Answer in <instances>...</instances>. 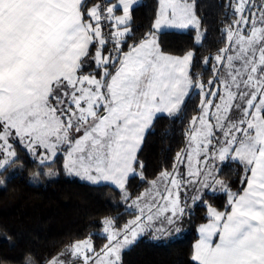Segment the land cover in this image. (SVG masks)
<instances>
[{"label": "snow or ice", "instance_id": "6c2138e0", "mask_svg": "<svg viewBox=\"0 0 264 264\" xmlns=\"http://www.w3.org/2000/svg\"><path fill=\"white\" fill-rule=\"evenodd\" d=\"M136 3L0 0V168L16 156L10 141L19 139L41 163L66 148L70 175L92 184L109 182L125 201L131 199V178L150 185L132 199L130 207L140 213L134 220L120 229L114 218L103 220L108 241L103 248L96 251L86 238L48 264H121L122 249L154 219L173 225L182 217L180 189L188 186L195 188L193 203L202 190L218 186L230 208H207L211 222L200 228L193 260L264 264V0H229L225 46L203 59L205 65L212 61L206 84L190 74L193 51L165 54L152 31L123 51ZM162 25L195 27V41H202L200 20L188 0H159L153 27ZM89 60L96 70L85 73ZM193 88L201 101L186 129L187 148L177 152L171 172L165 168L148 181L137 157L145 132L158 114L179 116ZM185 156L187 179L179 171ZM233 163L243 166L241 192L230 191L219 175ZM25 264L35 262L27 257Z\"/></svg>", "mask_w": 264, "mask_h": 264}, {"label": "trees", "instance_id": "16d2710c", "mask_svg": "<svg viewBox=\"0 0 264 264\" xmlns=\"http://www.w3.org/2000/svg\"><path fill=\"white\" fill-rule=\"evenodd\" d=\"M115 2V0H113ZM200 20L203 38L195 41L197 29L164 30L158 33L161 50L182 56L194 52L190 74L205 82L212 76V61L203 59L215 55L225 46L222 33L224 23L231 21L229 0H190ZM159 11V0H141L132 9L130 33L122 45L123 51L139 42L148 32H154V21ZM118 13L120 11H117ZM95 47L90 48V53ZM91 61V60H90ZM92 62V61H91ZM93 63V62H92ZM95 65L85 72L95 71ZM114 71V69H110ZM201 101L199 89L193 88L184 110L177 117L160 114L149 128L137 153L143 162L148 181L167 169L172 171L177 152L187 147L186 129L197 116ZM17 157L0 173V264H25L31 257L35 264H47L67 246L92 235L100 248L106 237L99 234L105 218H114L122 227L135 211L126 208L121 191L110 183L92 184L70 176L65 167L66 148L49 162H40L20 142L15 143ZM52 172L54 175H47ZM233 192H241L243 166L225 164L219 173ZM148 183L131 178L127 189L131 198L140 195ZM225 192H205L192 210L183 216L184 235L169 242H156L147 237L138 239L121 253V264H198L193 260L198 227L207 222V208L229 211Z\"/></svg>", "mask_w": 264, "mask_h": 264}, {"label": "rangeland", "instance_id": "374dc122", "mask_svg": "<svg viewBox=\"0 0 264 264\" xmlns=\"http://www.w3.org/2000/svg\"><path fill=\"white\" fill-rule=\"evenodd\" d=\"M256 2L257 3H259V0H256ZM189 3H193L192 1H190ZM194 4V3H193ZM116 15H118V12H117V14ZM162 26H164V25H162ZM170 28H172V27H170ZM175 29H178V28H175ZM178 30H182V29H178ZM154 31H155V28H154ZM199 31L202 33V38H203V32H202V30H201V28H199ZM123 48V47H122ZM93 65V63L89 60V66L88 67H91ZM95 65V64H94ZM87 67V68H88ZM11 143H12V150L16 153V156L15 157H12V158H10V161H9V164L8 165H6L5 166V168H0V173H2L5 169H6V167L7 166H9L13 161H14V159L17 157V152H16V149H15V143L16 142H20L18 139H13V140H11L10 141ZM21 143V142H20ZM22 144V143H21ZM23 145V144H22ZM24 146V145H23ZM25 147V146H24ZM187 148V147H186ZM61 149H63V148H61ZM41 150V149H40ZM64 152H65V150H64ZM40 153H44V151L42 150ZM39 157V156H38ZM54 158H50V159H48L47 161H45V162H49V161H52ZM201 167H203V165H201ZM179 171H180V173L181 174H183L184 175V178L185 179H187V171H188V165H187V159H186V156L184 157V162L182 163V164H180L179 165ZM169 172H171V171H169ZM68 173V172H67ZM69 174V173H68ZM70 175V174H69ZM70 176H75V175H70ZM76 177H78V176H76ZM80 178V177H79ZM221 178V177H220ZM81 179V178H80ZM222 179V178H221ZM83 180V179H82ZM224 180V179H223ZM84 181H87V180H84ZM87 182H89V181H87ZM226 182V181H225ZM3 183H4V181L2 180V181H0V187L3 185ZM167 183V181H163V182H160V185H159V191L160 192H163V189H164V184H166ZM227 183V182H226ZM150 187V185L149 186H147V188H145V190L146 189H148ZM198 187V186H197ZM230 189V188H229ZM145 190L142 192V193H144L145 192ZM194 191H195V188L193 187V186H188L187 188H184V187H182L181 189H180V201H181V206H183L184 208H185V211H184V213H183V215H182V217L179 219V220H177L176 221V223L175 224H173V225H169L166 221H163V217H160L159 219H154L152 222H151V227H149V228H147L145 231H143L142 233H140V234H138V236L136 237V239L130 244V245H127L126 247L128 248V247H130V246H132L138 239H140V238H143V237H147V238H149V239H151V240H153V241H156V242H159V241H162V242H169V241H171V240H174V239H176V238H179V237H182L183 235H184V229H183V216L187 213V212H189L190 210H192V208L194 207V205L199 201V200H197L195 203H193V200H192V196H193V194H194ZM223 192V191H221V190H219V187L217 186V190L216 191H212L211 189H204V190H202V195L205 193V192ZM230 191H232L231 189H230ZM233 192V191H232ZM141 193V194H142ZM140 194V195H141ZM140 195H138V196H140ZM138 196H135V197H133V198H131V199H129L128 201H127V203H126V208L127 209H129V210H132V211H135V215L132 217V218H130L129 220H128V222L129 221H131V220H134L135 219V217L137 216V215H139L140 213H139V211H138V209H136V208H134V207H130V205L132 204V199H135L136 197H138ZM156 199H157V201L159 202V203H163V201H160L159 200V197H156ZM185 201H186V204H185ZM143 206V205H142ZM212 207V206H211ZM212 208H214V207H212ZM214 209H216V208H214ZM217 210V209H216ZM219 211V210H218ZM221 212H224V211H221ZM147 215V210H145V216ZM165 215H170V213H166ZM163 221V222H162ZM114 222H115V227L117 228V229H120V228H123V226L124 225H126L128 222H126L122 227H118L117 225H116V221L114 220ZM178 229V230H177ZM99 234H101V235H103V236H105L106 237V234L103 232V227H102V229L100 230V232H99ZM90 239L91 240V243L93 244V246H94V248H95V250L96 251H99L101 248H103V246L108 242L107 241V239L105 240V242H104V244L100 247V248H97L96 247V240H95V238L92 236V235H89V236H87V237H85L84 239H81V240H77V241H83V240H85V239ZM77 241H75V242H77ZM72 245V244H71ZM70 246V245H69ZM125 247V248H126ZM66 249V248H65ZM65 249L64 250H62L57 256H55L54 258H56V257H58V256H60V254L62 253V252H64L65 251ZM124 249V248H123ZM122 249V250H123ZM61 259H69L70 257H67V256H61L60 257ZM48 264V263H47ZM76 264H80V261H77L76 262Z\"/></svg>", "mask_w": 264, "mask_h": 264}, {"label": "crops", "instance_id": "0c3cea01", "mask_svg": "<svg viewBox=\"0 0 264 264\" xmlns=\"http://www.w3.org/2000/svg\"><path fill=\"white\" fill-rule=\"evenodd\" d=\"M141 2V0H137V3L134 5V6H136L137 4H139ZM188 2H190V0H188ZM133 6V7H134ZM194 11H195V7H194ZM159 12V11H158ZM122 14V12H119L118 13V15H121ZM196 14V13H195ZM197 16V15H196ZM199 19V18H198ZM190 28H195V27H192V26H189L188 28H185V29H182V30H188V29H190ZM201 28V27H200ZM196 29V28H195ZM164 30H178V29H175V28H170V27H167V26H161V28L160 29H155V31H154V33L156 34V37H157V41H158V33L159 32H161V31H164ZM158 45H159V43H158ZM160 47V46H159ZM161 49V48H160ZM126 52V51H125ZM165 53V52H164ZM165 54H168V53H165ZM177 56V55H176ZM94 63V62H93ZM85 73H87V72H85ZM158 115H160V114H158ZM149 130V129H148ZM148 130H146V132H145V135H146V133H147V131ZM144 135V136H145ZM19 140V139H18ZM22 143V142H21ZM26 148H27V146H26V143H22ZM28 149V148H27ZM41 149V150H40ZM44 151L45 152V150L43 149V148H38L37 149V152L38 153H40L41 151ZM59 151H61V149H58V151H57V154L59 153ZM55 158V157H54ZM66 159H67V153H66V151H65V163H66ZM65 163H64V165H65ZM67 171V170H66ZM91 183V182H90ZM101 183H109V182H101ZM111 184V183H110ZM230 211V210H229ZM211 222V219H209L207 222H205V223H202L199 227H198V235H199V237H198V239L196 240V242H195V245L200 241V239H201V234H200V228H201V226H203V225H205V224H208V223H210ZM213 241L214 242H216L217 241V237H213ZM195 245H194V249H195ZM127 248V247H126ZM126 248H124V249H126ZM123 249V250H124ZM122 250V251H123ZM122 251H121V253H122ZM194 255V254H193ZM197 262V261H196Z\"/></svg>", "mask_w": 264, "mask_h": 264}, {"label": "built area", "instance_id": "2783aa9c", "mask_svg": "<svg viewBox=\"0 0 264 264\" xmlns=\"http://www.w3.org/2000/svg\"><path fill=\"white\" fill-rule=\"evenodd\" d=\"M113 2H114V1H113ZM116 14H117V12H116ZM104 23L106 24L107 22H104ZM108 30H109V29H108L107 27L104 28V31H105V32H107ZM107 47H108V48H111L112 45L109 43Z\"/></svg>", "mask_w": 264, "mask_h": 264}]
</instances>
